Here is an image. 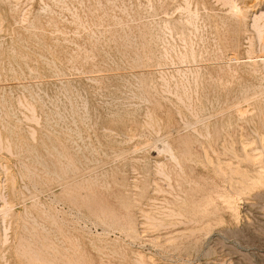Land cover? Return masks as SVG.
I'll return each instance as SVG.
<instances>
[{
	"label": "rangeland",
	"instance_id": "rangeland-1",
	"mask_svg": "<svg viewBox=\"0 0 264 264\" xmlns=\"http://www.w3.org/2000/svg\"><path fill=\"white\" fill-rule=\"evenodd\" d=\"M11 1L0 0V264H264V179L238 183L249 158L227 166V208L209 197L215 172L158 151L185 144L209 106L226 109L209 123L233 147L236 127L264 142L253 28L226 35L216 0ZM238 1L248 22L264 9Z\"/></svg>",
	"mask_w": 264,
	"mask_h": 264
},
{
	"label": "bare ground",
	"instance_id": "bare-ground-1",
	"mask_svg": "<svg viewBox=\"0 0 264 264\" xmlns=\"http://www.w3.org/2000/svg\"><path fill=\"white\" fill-rule=\"evenodd\" d=\"M13 1V0H12ZM11 1V2H12ZM16 1V0H15ZM149 1V0H148ZM172 1V0H171ZM170 1V2H171ZM178 1V0H177ZM187 1V0H186ZM186 1H181V2H185ZM218 3H221L223 7L226 8L227 13H225L224 16H220L221 17V21H219V23L223 26H225L226 29H224L226 32V35H228L230 33V31L232 30H243L244 28L248 27V28H253V30L256 32L257 41H261V44L263 45V49H264V43H263V37H264V9L263 11L261 10L260 12L255 11L252 12V16L251 17V22H248L247 20V12L250 11V7H248L247 5H245V7H242L239 5V1L238 0H216ZM19 2V0L17 1ZM173 2V1H172ZM171 2V3H172ZM189 2V1H188ZM16 3V2H15ZM174 3V2H173ZM177 3V2H176ZM184 3V5H185ZM190 3V4H189ZM187 4V8L186 11L188 12L187 15H189L191 12L190 5L191 2H189ZM179 3H177L176 5H178ZM217 4V3H216ZM220 4V6H221ZM18 4H16L17 6ZM151 6V5H150ZM168 6V5H166ZM181 6V5H180ZM180 6H178V8H181ZM18 7V6H17ZM16 7V8H17ZM170 7V6H169ZM175 6H173L174 8ZM195 7V6H194ZM194 7H192L193 9H195ZM168 8V7H167ZM172 6L168 9V11L166 10V14L171 15L170 14V10L173 9ZM183 8V7H182ZM198 8V7H197ZM175 9V8H174ZM185 9V6H184ZM253 9V8H252ZM179 10L176 8V11ZM182 10V9H180ZM196 10V9H195ZM224 10V8H223ZM184 11V10H183ZM197 11V10H196ZM195 11V12H196ZM179 12V11H178ZM186 12V13H187ZM173 13V12H172ZM198 13V12H196ZM192 13L195 17L199 16L197 14ZM165 14V15H166ZM185 15V14H184ZM26 16V15H25ZM170 16V17H171ZM186 16V15H185ZM191 17H193L192 15H190ZM217 16V15H216ZM181 17V15L179 16ZM183 14H182V18H183ZM187 17V16H186ZM219 17V15L217 16ZM219 17V18H220ZM24 18V17H23ZM30 18V17H29ZM27 18V20L29 19ZM178 18V17H177ZM188 18V17H187ZM186 18V19H187ZM198 18V17H197ZM185 19V20H186ZM193 19V18H191ZM22 20V19H20ZM26 20V18H25ZM26 20V22H27ZM181 20V19H180ZM188 20V19H187ZM172 21V20H170ZM175 21V20H174ZM190 21V19L188 20V22ZM192 21V20H191ZM250 21V20H249ZM29 22V21H28ZM31 22V21H30ZM189 24H192V22H189ZM35 26V25H34ZM33 26V27H34ZM168 26V25H167ZM32 27V26H30ZM194 27L196 28V26L194 25ZM37 28V27H36ZM165 28L166 24H165ZM170 28V27H168ZM171 29V28H170ZM36 30V29H35ZM174 30V28H173ZM197 30V28H196ZM171 31V30H170ZM181 31V30H180ZM176 32V31H175ZM35 33V32H34ZM168 33V31H167ZM171 33V32H170ZM180 33H183L182 31ZM169 34V33H168ZM174 34V32H173ZM37 35V34H36ZM171 35V34H169ZM177 35V34H176ZM194 35V34H193ZM182 37V35H180ZM180 37V38H181ZM172 38V36H171ZM184 38V37H183ZM190 38V37H189ZM223 38V36H222ZM227 38V37H226ZM182 39V38H181ZM203 39V38H202ZM215 39V38H214ZM225 39V37H224ZM184 42V40H182ZM204 41V39L202 40ZM194 43V42H193ZM203 43H206L205 41ZM251 43V42H250ZM259 44V42H258ZM187 47V46H186ZM192 44H191V48L192 49ZM262 47V46H261ZM207 49V48H206ZM218 49V48H217ZM220 49V48H219ZM173 50V49H172ZM208 50V49H207ZM166 51V50H165ZM192 52V50H190ZM195 52V50L193 51ZM205 52V51H204ZM208 52V51H206ZM211 52V51H210ZM220 52V51H219ZM249 52V51H248ZM263 52V51H262ZM184 53V52H183ZM260 53V52H259ZM167 54V53H166ZM194 54V53H193ZM192 54V55H193ZM201 54V52H200ZM206 54V53H205ZM261 54V53H260ZM181 56L178 55V57H182L184 58V54H180ZM184 55V56H183ZM188 55V54H187ZM202 55V54H201ZM207 56L209 55L206 54ZM200 56V55H199ZM211 56V55H210ZM259 56V55H258ZM26 57V56H25ZM186 57V56H185ZM197 57V56H196ZM195 57V58H196ZM218 57V56H217ZM220 57V56H219ZM171 58V57H170ZM194 57H192L193 59ZM216 58V57H215ZM238 58V57H237ZM220 59V58H218ZM234 59V58H232ZM231 59V60H232ZM216 60V59H215ZM230 60V61H231ZM241 60V58H240ZM249 61H251L252 63H260L262 64V66L264 67V53L262 55H260L259 57L257 56H250ZM24 61V60H23ZM27 60H25L26 62ZM194 61V59H193ZM218 61V60H217ZM221 61V60H220ZM223 61V60H222ZM229 61V60H228ZM206 62V61H205ZM203 62V63H205ZM215 63V61H212ZM27 63V62H26ZM184 63V62H182ZM202 63V64H203ZM208 63V62H207ZM217 63V62H216ZM221 63V62H220ZM186 64V63H185ZM194 64V63H193ZM192 64V65H193ZM182 65V64H181ZM189 65V64H188ZM187 65V66H188ZM214 65V64H213ZM210 65V66H213ZM216 65V64H215ZM218 65V64H217ZM216 65V66H217ZM29 66V65H28ZM171 66V65H170ZM175 66V65H173ZM206 66V65H205ZM184 67V66H183ZM197 67V65H196ZM200 67V66H199ZM204 67V65H203ZM215 67V66H214ZM150 68V67H149ZM153 68V67H152ZM156 68V67H155ZM177 68V67H176ZM175 68V69H176ZM180 68V66H179ZM178 68V69H179ZM189 68V67H188ZM167 69V68H166ZM32 70V69H30ZM159 70V69H158ZM162 71V69H160ZM173 70V69H171ZM180 70V69H179ZM178 70V71H179ZM152 71V70H151ZM150 71V72H151ZM155 71V70H154ZM177 72V69L174 70ZM184 71V70H183ZM160 72V71H159ZM180 72V71H179ZM185 76V74H184ZM211 77V76H210ZM264 78V77H262ZM177 83V82H176ZM261 84V83H260ZM264 84V83H263ZM262 85V84H261ZM3 86V85H2ZM264 86V85H263ZM261 87V86H260ZM255 88H253L252 91H254ZM259 90V89H258ZM261 91V90H260ZM256 92V90H255ZM261 93L264 94V90L261 92H258V94ZM257 93L253 96H259ZM262 96V95H261ZM250 97V96H249ZM181 98V97H180ZM252 98V97H251ZM254 98V97H253ZM259 99V104L257 105L259 112L264 113V97H259L257 98ZM258 101V100H257ZM237 105V104H235ZM247 108V107H246ZM27 109V108H26ZM201 109V108H200ZM207 111H203V110H199L197 112L194 113L193 117L195 118V122H194V126L192 128V131L187 135L188 137V141L183 144L179 141V139L176 140H172V142L170 140L165 141L163 143H161V147L159 148V153L161 152H165L168 154V157L173 160L176 163H179V159L184 158L186 160H188L189 162L193 163L194 166H202L204 170L206 171H213L215 172L214 175L218 176L220 178L221 181L216 182L218 185L219 183L222 184L221 188L219 187H213V189L211 190L209 197H218V199H222L223 205L225 207H230V202H229V198L228 197V190L233 189L232 188V178H230L228 176V174H226L227 171V166L231 167L234 164H236L237 162L233 161L232 159L235 157H241L244 156L248 159V161L250 162L248 166H244L242 169V166L240 164H236V167H240L241 169L238 170V183H241V187L244 189H247L248 187H253L255 184L257 186L258 182H261L264 179V142L263 139H261L260 135V131L256 130V129H251L249 132H247L245 129H239L236 127L235 131H234V135L235 136H239L238 139V146L237 147H233L234 145H232V142H230L228 140L229 137H232V134L229 135L228 138H225L224 136H221V130L218 128L215 132H213L211 130V122L213 119L215 120V118H218L220 116H224L226 109H220L218 110L217 108L215 109L214 107H208L206 108ZM29 111V110H28ZM34 111V110H32ZM244 111V112H243ZM248 110L244 108H242L241 112V116L244 115L243 113H246ZM31 112V111H30ZM240 112V111H237ZM240 112V113H241ZM249 112V111H248ZM254 113V112H253ZM34 116V115H33ZM29 119V117H28ZM37 122V121H36ZM193 124V123H191ZM188 125V124H186ZM201 126V127H200ZM213 133H216L215 138H213ZM159 134V133H158ZM169 136V135H168ZM213 138V139H212ZM175 139V138H174ZM216 139V140H215ZM259 140V141H257ZM183 144V145H182ZM144 145V144H143ZM138 146V145H137ZM135 147V146H134ZM157 147V146H156ZM138 148V147H137ZM9 149V147H8ZM157 151V150H156ZM10 152V150H9ZM159 165V163H157ZM159 167V166H158ZM192 167V166H191ZM212 167H215V170L212 169ZM161 168V166H160ZM162 171V169H161ZM160 172V171H159ZM165 176V175H164ZM167 177V176H166ZM168 179V178H167ZM210 184V182L208 183ZM259 185V184H258ZM171 186V185H170ZM217 186V185H216ZM250 192V191H249ZM2 193V192H1ZM2 195V194H1ZM237 195V194H236ZM227 196V197H226ZM234 199V198H233ZM2 201L6 203V199L5 197L2 195ZM4 203V204H5ZM4 204L2 205L3 207L0 208V212L5 214V207ZM229 204V205H228ZM6 205V204H5ZM9 206V205H8ZM227 207V208H228ZM7 209V208H6ZM10 209V208H9ZM8 210V209H7ZM0 213V214H1ZM3 214V215H4ZM2 215V218H4ZM6 215V214H5ZM256 220V219H255ZM3 221V219H2ZM3 223V222H2ZM4 224H2L3 226ZM4 227V226H3ZM8 230V227L6 228ZM4 229L2 228V231ZM5 230V231H7ZM262 234V233H261ZM5 235V234H4ZM236 235V233H235ZM248 241V240H247Z\"/></svg>",
	"mask_w": 264,
	"mask_h": 264
}]
</instances>
